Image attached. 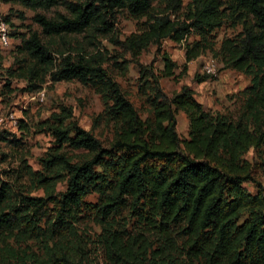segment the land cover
Segmentation results:
<instances>
[{
  "label": "trees",
  "instance_id": "trees-1",
  "mask_svg": "<svg viewBox=\"0 0 264 264\" xmlns=\"http://www.w3.org/2000/svg\"><path fill=\"white\" fill-rule=\"evenodd\" d=\"M154 1L0 0L35 12L61 4L68 13L56 17L35 13L33 19L40 34L32 32L20 38L18 49L26 60L17 73L26 81L24 90H37L46 76L52 82L77 79L111 101L109 112L120 124L104 147L76 123L62 129L59 118L58 125L50 128L57 143L61 146L68 142L74 148L85 149L88 158L79 164L69 162L64 154L49 160L60 163L68 172L66 188L57 197L19 193L14 201L11 184L0 176V227L24 225L28 229L30 220L22 213L40 215L47 203H52L51 225L57 231L63 230L66 221L79 214L82 198L95 191L99 194L95 206L103 221L128 209L148 231L161 237L164 247L151 251L148 264H170L178 246L187 264H264V212L254 208L255 198L242 190V183L251 176L248 166L241 164V155L264 137V0H191L190 9L181 17L178 14L183 0H163L162 10L156 12ZM120 10L145 18L139 33H131L119 42L134 57L149 44L160 49L161 41L167 38L181 42L194 32L205 40L207 33L226 21L240 24V32L234 38H224L220 45L226 66L251 73L239 118L208 116L188 85L166 96L157 74L141 66V75L152 79L154 92L152 116L144 120L100 62L69 51L55 57V50L41 39V35L81 33L90 27L108 34ZM3 17L13 25L7 14ZM201 48L199 42L186 45L185 61L195 59ZM162 59L161 75L174 76L176 64L165 52ZM178 110L188 117V138H181L176 131ZM9 134L0 131V139L6 140ZM96 167H104L103 172L98 173ZM14 171L3 172L11 176ZM246 208L250 216L239 223ZM138 237L122 242L116 231L109 232L105 239L117 250L109 248L110 260L134 264V258L145 249L144 238Z\"/></svg>",
  "mask_w": 264,
  "mask_h": 264
},
{
  "label": "rangeland",
  "instance_id": "rangeland-1",
  "mask_svg": "<svg viewBox=\"0 0 264 264\" xmlns=\"http://www.w3.org/2000/svg\"><path fill=\"white\" fill-rule=\"evenodd\" d=\"M190 4L191 0H183V8L178 16H183L190 9ZM163 5V0L154 1L153 12L161 11ZM0 13L3 16L7 14L13 24L12 43L6 48L0 47V114L13 113L15 118H19L17 125V122H11L6 129L0 128V131L3 129L7 134L10 133L6 135V140L0 139V176L11 184L14 201L19 193L57 197L66 188L68 172L60 163H49V160L64 154L69 162L79 164L88 158L89 152L74 148L68 142L60 146L50 128L58 125L59 118L62 120V129L76 123L106 147L120 124L109 112L111 101L77 79L52 82L46 76L37 90H24L26 81L17 73L18 67L23 66L26 60L25 54L18 49L20 38L32 32L40 34V27L33 19L35 13L47 17L68 15L63 5L35 12L19 4L0 2ZM116 16L114 28L108 34L96 32L90 27L81 33L41 35V39L55 50V57L58 53L69 51L100 62L144 120H150L152 116L151 99L154 92L152 79L142 77L141 66L149 67L157 74L161 90L166 96L179 91L182 85H188L208 116H224L232 120L239 118L244 110L251 73L226 66L220 45L224 38H234L240 32V24L226 21L207 33L205 40H201L194 32L181 42L167 38L161 41L160 49L149 44L134 57L119 42L131 33H139L145 18H136L125 10L118 11ZM197 42L202 45L200 54L186 62V45L192 46ZM163 52L176 64L174 76L161 75ZM176 119L177 133L181 138H188L187 115L183 110H178ZM241 160V164L248 166L251 176V179L242 183V190L250 198H255L254 208L258 207L264 212V137L259 139L258 145L250 146L241 155ZM4 170L16 171L9 176ZM95 170L102 173L104 167H96ZM82 201L79 214L75 219L67 220L65 228L60 231L51 225L54 213L52 203H47L40 215L22 213L23 218L30 220L28 229L23 228L24 225L0 227V264H120L112 262L109 257L110 249L117 251L116 247H109L105 239L111 231H116L122 242L137 235L138 240L144 238L142 246L145 249L134 258V264H148L151 251L164 247L161 237L148 231L128 209L106 222L97 213V192H89ZM249 216V208H246L238 222ZM136 246L132 248L134 252ZM171 256L173 259L170 264H187L180 246Z\"/></svg>",
  "mask_w": 264,
  "mask_h": 264
},
{
  "label": "built area",
  "instance_id": "built-area-1",
  "mask_svg": "<svg viewBox=\"0 0 264 264\" xmlns=\"http://www.w3.org/2000/svg\"><path fill=\"white\" fill-rule=\"evenodd\" d=\"M12 43V36H11V26L9 23L4 19L3 15L0 13V47L6 48ZM13 113L8 114H0V128L6 129L8 124L11 122L19 121V118H15ZM18 122L16 123V125ZM3 130V129H2Z\"/></svg>",
  "mask_w": 264,
  "mask_h": 264
}]
</instances>
